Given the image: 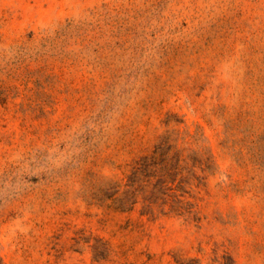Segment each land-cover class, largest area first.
<instances>
[{"label": "rangeland", "instance_id": "rangeland-1", "mask_svg": "<svg viewBox=\"0 0 264 264\" xmlns=\"http://www.w3.org/2000/svg\"><path fill=\"white\" fill-rule=\"evenodd\" d=\"M0 264H264V0H0Z\"/></svg>", "mask_w": 264, "mask_h": 264}, {"label": "trees", "instance_id": "trees-1", "mask_svg": "<svg viewBox=\"0 0 264 264\" xmlns=\"http://www.w3.org/2000/svg\"><path fill=\"white\" fill-rule=\"evenodd\" d=\"M158 149L159 147L154 148L149 157L143 158L142 163L130 175L128 184L132 186L138 181L141 188H150L153 199H156L151 203L159 201L161 205H167L170 212L189 214L191 206L184 201L185 191L181 187V180L177 181L182 170L181 159L175 153H170V148L165 151Z\"/></svg>", "mask_w": 264, "mask_h": 264}]
</instances>
